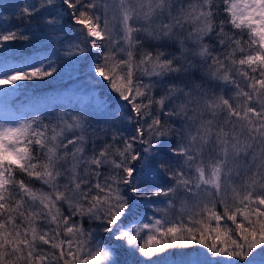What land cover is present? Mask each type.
I'll return each instance as SVG.
<instances>
[{
    "label": "snow or ice",
    "instance_id": "snow-or-ice-1",
    "mask_svg": "<svg viewBox=\"0 0 264 264\" xmlns=\"http://www.w3.org/2000/svg\"><path fill=\"white\" fill-rule=\"evenodd\" d=\"M0 99V264H264V0H0Z\"/></svg>",
    "mask_w": 264,
    "mask_h": 264
},
{
    "label": "trees",
    "instance_id": "trees-1",
    "mask_svg": "<svg viewBox=\"0 0 264 264\" xmlns=\"http://www.w3.org/2000/svg\"><path fill=\"white\" fill-rule=\"evenodd\" d=\"M9 103H11V102H9ZM2 105H3V100L0 99V107H2ZM35 186H36V187H39V184H36ZM177 207H179V205H177Z\"/></svg>",
    "mask_w": 264,
    "mask_h": 264
}]
</instances>
